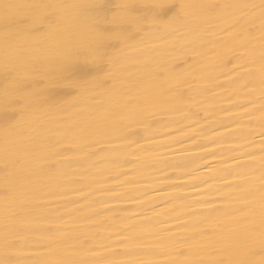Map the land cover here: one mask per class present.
I'll use <instances>...</instances> for the list:
<instances>
[{
	"label": "bare ground",
	"instance_id": "bare-ground-1",
	"mask_svg": "<svg viewBox=\"0 0 264 264\" xmlns=\"http://www.w3.org/2000/svg\"><path fill=\"white\" fill-rule=\"evenodd\" d=\"M261 2L0 0V260L262 264Z\"/></svg>",
	"mask_w": 264,
	"mask_h": 264
},
{
	"label": "snow or ice",
	"instance_id": "snow-or-ice-1",
	"mask_svg": "<svg viewBox=\"0 0 264 264\" xmlns=\"http://www.w3.org/2000/svg\"><path fill=\"white\" fill-rule=\"evenodd\" d=\"M5 7H9L8 5H5ZM124 7L131 9L132 5H125ZM154 10L157 11L158 14H164L167 18V24L169 25H180L186 22L185 18L182 15V10L186 7L183 4L180 5H173L165 2H160L156 3L150 6ZM204 7L212 8L214 7L213 5H207ZM228 7H233L237 9H245L250 7L248 4H234V5H229ZM261 17H260V29H261V39L264 41V0L261 2ZM168 13H171V15H168ZM245 18L243 16H239L236 18V23H244ZM248 23H251V21H247ZM115 23V21H113ZM235 27V25H233ZM243 58V54H241L238 59ZM242 70L243 72L247 73L249 77H252V72L253 70L249 68L246 64H240L238 65L237 71ZM259 73H260V88H259V107L260 111L264 112V51H262L261 57H260V68H259ZM108 85H105L107 87ZM247 87H253V80H249V84ZM8 93H6V102L4 105V112H9V111H15V107L8 103L7 97ZM250 103H254L253 101H250ZM261 136L264 137V124H262V130H261ZM260 162H261V167H260V172H261V186H260V193H261V236L262 240H264V144L261 146V155H260ZM7 168V166H6ZM0 264H12V262L7 261V260H0ZM220 264H224L223 261L220 262ZM262 264H264V261H262Z\"/></svg>",
	"mask_w": 264,
	"mask_h": 264
}]
</instances>
